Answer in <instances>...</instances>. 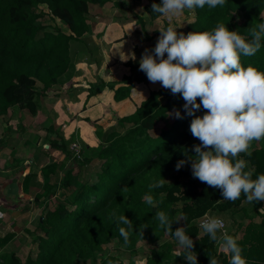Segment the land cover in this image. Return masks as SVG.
<instances>
[{"label":"trees","instance_id":"trees-1","mask_svg":"<svg viewBox=\"0 0 264 264\" xmlns=\"http://www.w3.org/2000/svg\"><path fill=\"white\" fill-rule=\"evenodd\" d=\"M109 1L0 0V115L14 105H20L32 115L37 113V93L47 92L60 82L73 63L72 44L80 42L89 32L90 6ZM261 13H264V0H226L223 7L212 9L205 5L203 9L197 8L194 20L181 32L187 35L211 31L222 22L229 31H239L250 39L247 29L264 21ZM44 16L52 22L48 28L39 23ZM58 20L66 25L68 32L63 31ZM241 63L244 67L251 65L264 71V46L254 56H241ZM145 82H149L146 74L139 71L135 77L125 75L118 86L106 82L91 84L87 96H95L108 87L113 91L114 101L121 102L131 98L136 84ZM184 102L180 94L173 95L160 85L150 89L132 113L120 117V125L130 126L125 133H120L116 126L105 129L92 123L95 135L91 140L83 141L81 157H84L78 162L80 167L93 162L97 166L94 178L82 181L77 187L71 180L73 169L65 168L67 156H74L73 152L69 153L65 144L52 146L58 160L44 167L43 172L51 174L60 169L64 177L59 184H47L46 192L40 195L47 204L38 222V252L35 259L28 257L26 263L82 264L93 261L97 252L112 241L117 240L123 245L116 217L125 215L133 222L137 233L140 225L145 226L143 236L131 233L128 249L133 251L138 243L146 242L153 246L148 264H186L183 256L173 253L178 247L174 237L158 228L153 219L156 211L163 210L173 221L178 215L186 217L182 227L195 242L193 251L197 253L198 264H210L208 256L215 257L219 264H229L230 253L218 250L207 235L197 238L201 230L196 222L206 213L225 216L230 212L233 216L243 212L244 217L251 218L247 208L251 205L261 220L258 223L251 220L245 226L238 244L248 264H264V213L259 211L264 208V201L248 204L244 202L243 194L235 202L222 200L221 190L193 177L190 163L179 171L176 169L178 161L187 159L185 152H180L187 145L200 143L190 132L194 117L179 110L184 118H175V111ZM205 111L201 109L196 115L203 116ZM160 124L163 127L154 135ZM250 151L251 156L241 153L240 157L249 161L255 179L264 174V140L252 145ZM187 152L195 155L192 149ZM160 178L169 183L151 190L157 202L153 207L143 197L149 193L148 185ZM61 188H67L68 192L58 196ZM52 199L56 204L53 208L49 204ZM226 226L228 230L227 222ZM172 227L175 231L181 226L174 223ZM236 234L237 230L232 236L236 237ZM6 242L3 239L1 245ZM109 260L113 259L108 257L103 264H108ZM0 264L23 263L18 255L9 253L3 256Z\"/></svg>","mask_w":264,"mask_h":264},{"label":"clouds","instance_id":"clouds-1","mask_svg":"<svg viewBox=\"0 0 264 264\" xmlns=\"http://www.w3.org/2000/svg\"><path fill=\"white\" fill-rule=\"evenodd\" d=\"M225 3L226 0H161L151 7L158 18L171 19L183 15L186 10L194 12L205 5L214 9ZM260 15L264 17V13ZM247 30L250 39L239 31H229L220 22L211 31L185 35L169 23L159 30L154 49H146L142 54L139 70L151 83L160 82L171 94H180L187 116L194 117L190 132L200 143L193 145L194 156L185 152L187 159L177 162V171L190 163L193 177L221 190L222 200L235 202L243 194L245 203L256 204L264 201V174L254 179V169L240 154L251 156L252 142L264 140V71L251 65L242 66L241 56H254L264 46V21ZM131 58L135 60L134 53ZM201 109L206 110L204 115L197 116ZM174 115L177 119L184 118L179 110ZM165 183L169 182L164 178L150 183L149 193L143 200L155 207L157 202L151 190ZM160 195L162 202L163 193ZM259 211L264 213V208ZM153 219L157 227L172 235L178 248L184 250L177 255L183 256L186 264H198L197 253L193 251L195 242L186 234V228L173 231V224L185 221L186 217L178 215L173 221L168 213L158 210ZM116 223L124 241L122 248H127L131 233L136 232L134 224L125 215L116 217ZM196 223L201 230L197 238L207 235L218 250L230 253L229 264H248L238 237L228 233L223 217L206 213ZM144 228L140 225L137 235L143 236ZM208 257L210 264H219L215 257ZM134 259L135 264H148V257ZM108 264L113 262L109 260ZM123 264L129 261L124 259Z\"/></svg>","mask_w":264,"mask_h":264},{"label":"rangeland","instance_id":"rangeland-1","mask_svg":"<svg viewBox=\"0 0 264 264\" xmlns=\"http://www.w3.org/2000/svg\"><path fill=\"white\" fill-rule=\"evenodd\" d=\"M160 2L161 0H155L152 3L147 0H110L105 4L90 6L91 18L88 21L90 29L81 38L80 42L72 44L73 63L71 68L60 79V82L49 91L43 93L38 90L40 86L37 87L38 93H42H37L36 96L37 113L32 115L29 110L20 105H14L6 113L0 115V148H7V151L3 150L2 156L0 155V168L2 170H12L14 166H19L20 178H22L26 170L29 169L30 175L25 178L30 176L32 180L36 181L34 191L41 195L46 192L45 186L47 184H59L64 177V173L60 169L51 174L43 172L44 167L58 160L54 155V148H52L55 143L65 144L69 153L72 152L71 144L74 142H77L82 148L83 141H89L93 137L94 128L92 123L105 129L116 126L120 133H125L128 130L130 127L128 124L123 126L118 123L120 115L124 114V110H127L128 107L127 109L113 108L114 100L108 87L104 89L108 92L104 94L100 101L90 103L85 93L91 84L99 85L101 82H106L100 77L105 74L107 78L111 79L109 83L116 85L121 82L120 79L125 75L137 76L140 71L139 61L142 54L146 49H154L160 36L159 30L166 28L171 23L179 33L195 18V11L188 12L187 10L179 17L169 19L161 16L158 18L157 14L152 13L151 6L153 3ZM237 15L240 19L241 14ZM101 19L103 21H100ZM114 20L121 23L131 22L135 29L134 31L130 30L129 33L125 32V34H117L115 30L111 31L107 39L104 40L107 31L104 24ZM39 23L47 28L52 24L48 16L40 18ZM58 24L63 31L68 32L66 25L59 20ZM133 53L135 54V60L131 58ZM104 61L106 64H103ZM76 62L83 63L84 69L88 71L91 77V81L86 82L87 88L76 86L79 82L73 79V71L77 69ZM80 71H82V68ZM85 79L87 81V77ZM147 83L149 82L139 84L143 89L137 92L140 95L137 99H141L142 95L147 92L146 86H142L147 85ZM160 85V82H156L152 87L155 88ZM183 105L178 110L185 111ZM87 107L90 109L88 112L90 116H85L82 113ZM162 127L163 124H160L154 135H157ZM256 143L257 141H253L252 145ZM193 145H187L186 149L180 153L189 151L193 148ZM83 157L77 158L70 154L67 156L65 168L73 169L71 180L74 187H77L84 180L94 178L97 163L93 162L88 166L80 167L78 160ZM65 192H68V189L61 188L58 190L57 195L61 196ZM37 201L39 203L45 202L43 197H40ZM45 203L47 204V202ZM49 204L51 208L55 207V200L52 199ZM247 208L251 218L244 217L243 212L236 213L233 216L229 212L225 216H221L227 222L230 235H233L237 230L236 237L238 239L242 237L245 226L251 220L257 223L261 220V216L257 214V211L251 205ZM41 210L39 207L36 212L34 211L31 216V225L27 227L30 229V233L26 237L27 242L17 248L22 254V257L19 258L24 262L23 264H28L26 263L28 257L35 259L38 252L36 240L37 234L40 233L38 219L42 216L44 208ZM233 218L235 221H233ZM179 225L182 227L183 222L181 221ZM21 247L23 248L21 249ZM152 248V245L140 242L132 251L128 248H122V245L114 240L105 245L100 252H97L93 261L82 264H103L108 257L113 259V264H123L124 259H127L129 264H135V257H148ZM177 252H179L178 247L173 250L174 254H177ZM176 264H180V262H176Z\"/></svg>","mask_w":264,"mask_h":264},{"label":"crops","instance_id":"crops-1","mask_svg":"<svg viewBox=\"0 0 264 264\" xmlns=\"http://www.w3.org/2000/svg\"><path fill=\"white\" fill-rule=\"evenodd\" d=\"M100 21L103 20L101 19ZM104 25L106 26L107 29L103 38L104 40L107 39L111 31L115 30L117 34L118 33L125 34V32L129 33L130 30L134 31L135 29V26L132 25L131 22L121 23L118 20H114L109 23L106 22ZM103 64H106V62L104 61ZM76 65H77L76 67L77 69L73 71L74 72L73 79L76 80V82L77 81L79 82L76 86H82L87 88L88 85L86 82L91 81L90 79L91 77L88 74V71L84 69L83 63L76 62ZM81 68L82 71H80ZM105 75H102L100 77H102L104 81L109 83L111 79L107 78V76ZM85 77H87V81ZM153 84L154 83H151L149 81L147 85H142V86H146L145 88H147V92L144 95H142L141 99H137L139 98L138 96H140L138 95L139 93L137 92H139L140 89L142 90L143 88L141 87V85L138 84L136 88L133 89L132 96L130 99L121 102L114 101L113 108L115 109L118 108L127 109L128 107L127 110H124L125 113L120 115V117L132 113L135 110L136 105L140 104V102L147 97L149 90L157 88V87L153 88L152 87ZM118 85L119 84H117V86ZM108 90H103L97 95L90 97L89 98L90 103H92L93 101H100L104 96V94L108 92ZM109 93L113 99V91L109 90ZM85 94L87 96V92ZM89 110H90L89 107H87L86 110L82 113H84L85 116H90L88 113ZM6 149L7 148H0L1 156H2V151ZM19 168H20L19 166H14L12 170H2L0 168V263H2L3 256L5 254L15 252L16 255H18L20 258L22 257V254L17 250V248H19L18 246H23L22 244L27 242L26 237L30 233L29 231L30 229L27 227L31 225L32 222L31 216L34 214V211L36 212L39 209V207L40 209L43 210V208L46 205L44 201H42L41 203L37 201L40 198V193L37 194V192L34 191L37 184L36 181L32 180L30 176H29L30 178L29 177L25 178L27 175H30L28 171L29 169L26 170V172L23 174L24 177L20 178L21 173L19 172ZM40 220L41 217H39L38 221ZM3 239L7 240L5 245H1V241ZM22 248L23 247H21V249Z\"/></svg>","mask_w":264,"mask_h":264},{"label":"built area","instance_id":"built-area-1","mask_svg":"<svg viewBox=\"0 0 264 264\" xmlns=\"http://www.w3.org/2000/svg\"><path fill=\"white\" fill-rule=\"evenodd\" d=\"M71 151L73 152L75 157H77V158L81 157V146L77 142H74L71 144ZM198 221H199V219H198Z\"/></svg>","mask_w":264,"mask_h":264}]
</instances>
